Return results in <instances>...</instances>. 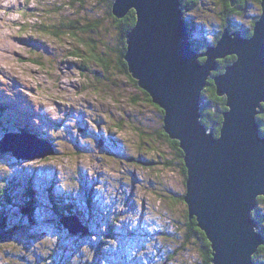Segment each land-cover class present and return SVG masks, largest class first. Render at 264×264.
I'll list each match as a JSON object with an SVG mask.
<instances>
[{"label": "rangeland", "instance_id": "obj_1", "mask_svg": "<svg viewBox=\"0 0 264 264\" xmlns=\"http://www.w3.org/2000/svg\"><path fill=\"white\" fill-rule=\"evenodd\" d=\"M114 1L0 0V87L21 80L26 98L4 103L8 142L26 150L0 149V264H204L185 238L186 176L164 111L119 65L129 11L115 16ZM249 1L240 14L223 0H186L192 47H216L225 22L250 29L262 11ZM61 18L75 29L55 38ZM67 217L82 230L63 227Z\"/></svg>", "mask_w": 264, "mask_h": 264}, {"label": "water", "instance_id": "obj_2", "mask_svg": "<svg viewBox=\"0 0 264 264\" xmlns=\"http://www.w3.org/2000/svg\"><path fill=\"white\" fill-rule=\"evenodd\" d=\"M260 5L251 36L223 28L216 47H206L204 53L192 47L180 0H115L111 8L117 17L135 9L123 58L139 86L164 111V132L183 152V199L188 218H195L210 243L212 264H258L253 255L263 244L251 216L257 197L264 196V135L256 118L264 103V0ZM201 55H206L203 62ZM227 55L234 60L214 73L217 59ZM209 79L217 95L226 98L218 136L207 130L199 113ZM3 142L1 151L25 157L21 142ZM64 219L68 231L82 230L76 219Z\"/></svg>", "mask_w": 264, "mask_h": 264}, {"label": "trees", "instance_id": "obj_3", "mask_svg": "<svg viewBox=\"0 0 264 264\" xmlns=\"http://www.w3.org/2000/svg\"><path fill=\"white\" fill-rule=\"evenodd\" d=\"M180 1H181V7H182L183 11L184 12L188 11L189 7L186 6V4H187L186 0H180ZM223 1H224L225 5L228 4L233 10L238 9L239 12H237V13L243 14L249 0H236L234 4H230L229 0H223ZM238 1H239L240 5L238 4ZM254 1H256L259 4L261 2V0H254ZM259 14H261V13H259ZM259 14H258V17H259ZM135 17H136L135 11L130 10L129 13L127 14L126 20L124 18L123 20L119 21L120 27H118L120 29L119 33L117 34L119 45L117 47L116 53H117L119 65H120L121 69L126 73H128V69H127L128 67H127L126 61L123 59V56H124V53H125L126 47H127V44L125 41L126 40L125 36L128 33V31L133 27V25L136 21ZM258 17L257 16L255 17L256 20L258 19ZM226 20L228 21V19H226ZM256 20H254V21L252 20L253 23H252V27L250 29L243 27L241 32L243 33L244 36H251L252 31H253V27H254V22ZM222 24H224V23H222ZM35 26L38 28L39 27L38 23ZM46 27L49 30V27L47 25H46ZM227 27H228V22H225V24L222 26V28H227ZM74 29H75V26L73 23H69V22L65 23L63 21V18H61V19L57 20V22L55 24L52 25V28L50 27L49 31L51 32V34L54 35L55 38H58L61 36V34H67ZM232 29L238 30L239 28L234 27ZM42 31H44V29H42ZM231 31H233V30H231ZM81 44H83V42ZM198 44H201V43H198ZM71 55H73L75 57L79 56L78 53H72ZM96 55L103 56L104 54L103 55L96 54ZM107 56H109V55H107ZM99 58H100V60H97L96 58H94V60L100 61L103 64L104 62H103L102 57H99ZM234 58L235 57L233 55H230V56L225 57V60L218 61V62H220V65H218V69L214 73L223 72L224 67L227 64L231 63V61H233ZM201 60H203V59H201ZM95 63H96V61H95ZM106 66H108V65L106 64ZM207 83L208 84L205 86V88L203 89V92H202V100H201V106L199 108V113L201 115V122L207 127V130L213 129L215 135L218 136L219 131H220V127L222 124V120H223V112L227 109L226 98H225V96L217 95L216 89L214 86V82L212 79H209L207 81ZM144 93L146 95V98H148V100H151L150 96L146 92H144ZM259 110H260V113L258 115L257 120L260 123V132L262 135H264V103L261 104V107ZM161 112L163 113L162 110H161ZM162 134L164 137L168 138L173 144L176 145L175 147L177 148L179 155L181 154L180 156L183 160V152L179 148L178 141L170 139L165 132H163ZM182 171H183V174L185 177L186 176V169L184 167V164L182 167ZM32 189H33V186H32ZM32 189H30V190H32ZM30 194L32 195L31 191H30ZM31 199H33L32 196H31ZM252 216L257 221L258 226L261 228V231H262L261 233L264 235V196L257 197V204H256V207L252 211ZM186 232H187L186 237H185L186 240L188 239V241H190L191 243L199 244V248H200V251L202 252L204 264H212L211 263L210 243H209L205 233L197 226L195 219H192L189 221ZM190 238H192V239H190ZM253 259L258 264H264V243L258 247L257 251L253 255Z\"/></svg>", "mask_w": 264, "mask_h": 264}, {"label": "bare ground", "instance_id": "obj_4", "mask_svg": "<svg viewBox=\"0 0 264 264\" xmlns=\"http://www.w3.org/2000/svg\"><path fill=\"white\" fill-rule=\"evenodd\" d=\"M236 1V0H235ZM235 3V2H234ZM233 3V4H234ZM253 8V7H252ZM135 11V10H134ZM260 15L261 14H259V17L258 18H260ZM226 29V28H225ZM240 31V30H239ZM242 33V32H241ZM243 34V33H242ZM220 36V35H219ZM263 43H264V40H263ZM5 75V74H4ZM2 86L4 87V89L7 91V92H9L10 94H13V95H18V96H20V97H22V98H24V99H26L25 97H24V95H25V92H24V87H23V85H22V82H21V80H17V82H13L12 84L10 83V82H4L3 84H2ZM29 87V86H28ZM31 89V87H29V90ZM203 91V90H202ZM202 94V93H201ZM7 104H8V106L10 107H17L15 104H14V102L10 99L8 102H7ZM21 107H20V113L21 114H24V113H22V112H25L26 110L24 109L25 107H24V103H22L21 105H20ZM29 111V110H28ZM31 114H32V112L31 111H29ZM28 115V114H27ZM23 130L24 131H26L28 134H31L32 132H34V130L32 129V128H29V127H23ZM35 134H36V132H35ZM9 139V137L7 138V140ZM4 140H2L1 142H0V149H1V146H2V144L4 143L3 142ZM180 150V149H179ZM181 155V154H180ZM184 171V170H183ZM35 179V178H34ZM33 179V180H34ZM32 181V178H31V176L29 177V181ZM32 183V182H31ZM255 208V207H254ZM253 208V209H254ZM253 209H252V211H253ZM259 227V226H258ZM262 234V233H261ZM263 235V234H262ZM263 240H262V243H264V235H263ZM262 245V244H261ZM260 246V245H259ZM258 246V247H259ZM258 247H257V249H258ZM257 251V250H256ZM255 251V252H256ZM254 260V259H253ZM255 261V260H254ZM256 263V262H255Z\"/></svg>", "mask_w": 264, "mask_h": 264}]
</instances>
